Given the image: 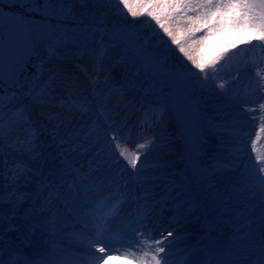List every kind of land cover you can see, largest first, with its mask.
Returning a JSON list of instances; mask_svg holds the SVG:
<instances>
[{"label":"snow or ice","instance_id":"obj_1","mask_svg":"<svg viewBox=\"0 0 264 264\" xmlns=\"http://www.w3.org/2000/svg\"><path fill=\"white\" fill-rule=\"evenodd\" d=\"M100 3L101 0H0V158L4 155L6 127L14 136L9 141L10 149L33 160L43 158L40 149L45 140L50 139L56 147L55 158L61 160L64 175L51 180L43 178L41 181L42 189L46 188L48 194L39 210L49 215L39 227L55 243L62 217L75 213L82 224L78 238L86 249L84 258L74 261L56 260L52 264H108L110 259L115 258L110 255L109 245L103 239L104 233L112 231L108 216L114 209L107 213L98 212L97 209L106 202L93 204L88 201L91 182L83 184L85 177L74 169L71 173L73 180L70 183L65 180V175L68 174L67 154L82 150L85 140L92 134L115 144L120 160L132 170L128 176L142 192L138 197L143 201L139 205L140 210L135 216L128 215L122 221L127 230L122 234V239L127 243L122 246H136L123 257L129 264H264V157L261 156L256 158V163L261 166L258 175L254 176L261 196L259 217L241 214L237 234L231 242H210L199 250L182 249L180 251L183 255L173 261V246L182 239L177 229L164 228L162 231L167 235L158 236L153 232L150 227L153 208L155 203H159L152 199L154 188L160 187L169 194L168 198H172V192L177 189L186 190L187 184L182 177L177 179L180 173L163 171L168 167L166 162L146 164L141 160L139 151L130 152L122 147L124 141L121 122L129 109L142 112L150 110L153 112L152 127L159 128L165 122L167 105L149 101L147 95H163L165 86L170 90L177 89L176 111L182 119L179 103L182 82L169 71L166 60L152 58L135 41L118 39L121 29L113 28L109 33L107 26L102 27L104 19L98 14ZM119 4L133 19L147 17L154 23L162 33L161 39L166 38L165 44L170 42L191 68L179 63L188 72L191 73L194 69L200 74L197 78L200 87L207 86V81L213 78L210 73L225 51L221 50L220 55L215 58H205L201 46L206 40L227 31L240 34L239 44H250L253 41L264 43V0H139L135 7L129 0H119ZM77 6L80 10L78 14L73 11ZM69 20L73 22L72 25L67 23ZM197 33L203 35L194 40ZM68 44L75 46L81 54L93 53L98 71H104L103 57L107 49H117L116 64L122 67L123 83L119 87L115 83H109L113 77L111 73L106 74L103 81L104 98L101 100L97 93L99 76L94 79L90 94L65 83L58 73L50 72L45 79V59L39 57L41 45L46 46L47 58L51 59ZM232 47H236V44ZM34 55L39 63H32L31 57ZM30 64L36 71L24 76L23 73ZM201 78L203 83L200 82ZM145 80L151 82V87L144 90L146 95L143 101H129L128 88L137 84L142 88ZM220 87L223 88V85ZM58 89L62 90L60 95H57ZM113 99L116 101L115 107H109V102ZM261 107L264 108V105ZM80 120H83V124L77 127L74 122ZM17 127L23 129V136L15 134ZM81 136L83 139L77 142V138ZM109 137L110 141L107 139ZM186 144L188 158L191 160L198 141L189 135ZM155 147V136L139 144L140 150ZM160 147L163 149L166 145L161 143ZM253 150L255 151V142ZM10 171L12 175L9 179L13 183H27L34 175L32 169L21 162H16ZM50 175L56 176L57 173L50 172ZM76 177L80 178L79 187ZM246 190L250 196L256 194L252 188ZM69 194L70 200L66 199ZM12 195H16L17 200L24 198V194ZM2 200L3 196L0 195V201ZM57 200L63 202V209L57 207ZM84 201L88 203L85 204ZM185 204L192 205L194 201L191 198L181 200L174 206L181 208ZM187 211H191V208ZM172 219L177 221L178 218L174 216ZM2 222L3 216H0V223ZM205 223L210 230L215 227V221L206 219ZM160 231L157 229V232ZM133 236H136L135 240L132 239ZM145 240L152 243L145 244ZM137 249L142 255H135ZM194 251L203 252L204 258L194 259ZM20 258L13 253L8 264H17ZM0 264H5L2 247ZM23 264H48V261L26 258Z\"/></svg>","mask_w":264,"mask_h":264},{"label":"rangeland","instance_id":"obj_2","mask_svg":"<svg viewBox=\"0 0 264 264\" xmlns=\"http://www.w3.org/2000/svg\"><path fill=\"white\" fill-rule=\"evenodd\" d=\"M129 2L135 7L139 3V0H129ZM5 8H7V5H5ZM73 11L78 14L80 11L79 6L74 8ZM98 14L104 19V25L101 26H107L109 33H111L113 28L121 29L117 37L118 39L135 41L139 45H142L152 58L166 60L169 71L173 75L178 76L182 82V89L179 90L182 119L176 111L177 89L170 90L169 87L165 86L163 88V95L158 93L147 95L149 101H157L161 105H167L166 119L154 135L156 138V147L152 151L157 152L161 148L160 144L165 143V138L170 132V130H167L166 125L170 123L172 127L171 131L175 134L178 143L177 164L179 165V169L176 167L175 172L180 173V177H177V179L182 177L187 184L186 190L178 189V193H180L179 199L188 200L191 198L194 204H185L187 206L196 208L202 205L204 222L201 223L199 229L195 230L201 234L199 244L201 248H204L210 242L228 244L230 242L228 238H232L234 229H236L234 227L235 222L232 221L229 210L234 212L235 208L243 209L247 207L245 204L246 200L253 199L246 188L253 189V185L257 183L254 176L258 175V169L261 165L256 163V158L257 156L264 157V108L261 107V105H264V87H261V85H264V79H262L264 77V43L253 41L250 44H239L238 41L241 39L240 34H233L227 31L214 35L206 40L201 46L205 58H215L220 55L221 50L225 51L218 64L214 66V71L210 73L213 78L207 81V86L200 87L197 83V78L200 77V74L194 69L191 73L188 72L179 63L182 62L183 65H187V68H191V65L175 51L170 45V42L165 44L166 38L161 39L162 33H160L159 29L150 19L147 17L133 19L127 10L119 4V0H101ZM67 23L69 25L73 24L71 20L67 21ZM202 35L203 33H197L193 39H199ZM105 39H108V36H105ZM233 44H236V47H232ZM39 57L45 59L43 69V77L45 79L48 78L50 72L57 73L59 65L64 66L65 69L69 68L65 65V62L68 61L72 62L76 69L80 66L83 68L81 78L82 81L84 80V85L88 89V92L92 91L93 81L99 76L100 82L97 84V93L101 100L104 98L105 89L103 81L106 74H112L113 79L109 83H115L117 87L123 83L121 76L122 67L116 64L118 57L117 49H107L103 57L104 71H98L96 67L97 60L93 53L81 54L71 44L62 47L51 59L47 58L46 46L41 45ZM31 60L33 64L39 63L35 55L31 57ZM35 71L36 69L30 64L23 75L27 76ZM69 75L66 76L65 80L63 76H59L65 83L72 84L71 81L76 77V73L70 71ZM246 77L248 78L244 82L247 84V87L239 85L238 88L236 80L240 78L245 79ZM200 82L203 83L202 78ZM220 85H223V88ZM150 87L151 82L147 80L143 81L142 88L139 87V84L130 86L127 92V99L129 101L142 102L146 95L144 90ZM225 89L232 90L231 92L234 94L235 92L238 93V89H245L243 93L249 91L251 98H249L248 103H250L248 106L250 107L251 115L254 116L255 127L253 133L246 139L245 149L248 152L244 159L245 163L242 165L243 168H241L243 172L242 176H240L238 181H232V184L228 188L219 186L212 187L210 181L211 176L209 175H202L205 178L203 181L200 178L202 167L197 162L202 139V122L205 117L202 110L212 94L222 91L226 95ZM79 90L82 92L81 89ZM61 92L62 90L58 89L57 95H60ZM226 97L232 102L230 95H226ZM111 101L116 104L114 99ZM5 103L7 104V99ZM136 114H139V116L141 114L144 123H149L153 120V112L150 110L142 112L138 109H129L126 116L134 117ZM141 127L145 128L144 125L139 126L137 128L138 131ZM165 131L167 133H164ZM15 134L23 136V129L17 127ZM189 135L192 139L198 141L196 150L192 152L191 160L188 158L189 154L186 144ZM154 136H150V139ZM13 139V134L6 127L4 155L0 158V195L3 196V200L0 201V216H3V222L0 223V247L3 248V259L9 262L10 256L13 253L21 257L18 259L17 264H23V260L26 258L46 260L48 264H52L56 260L74 261L83 259V253H77L66 247H61V249L55 252L51 250L48 252L47 245L49 242L46 235L48 233L42 232L39 227L46 219L45 212L39 209L42 205V198L48 194L46 188L42 189L41 181L43 178L51 180L57 179L59 175H64L61 160L55 158L57 152L56 147L51 143L50 139H46L40 149L43 153V158L33 160L18 151L10 149L9 141ZM80 139H83V136L78 137L77 142ZM254 142L255 151L253 150ZM90 151L91 149L84 142L82 150L67 154L68 174L65 175V180L69 183L73 180L74 177L71 173L74 169L85 177L82 181L83 184H90L91 182L92 187L87 194L88 201L95 204L94 200L98 198V202H106V204L102 205L103 207L107 206L109 210L114 209L108 216L112 231L104 233L103 239L112 248L118 249L117 253L119 251H123L124 253L132 252L133 248L136 247L135 245L133 247H121L118 242L120 239H116L118 233L127 231L122 222L123 218L130 215L122 211L125 209L122 203L126 204V201L122 197L121 199L116 197L115 188L113 187L99 188L97 183L98 179L94 173L93 155L90 154L92 153ZM120 161L123 162L122 160ZM16 162L25 163L32 169L34 175L29 178L27 183L23 181L13 183L9 179L12 175L10 170L14 168ZM150 163L153 164V161ZM125 165L122 166V169L127 167ZM50 172H56L57 175H50ZM75 179L78 182L77 187H79L80 178L76 177ZM12 193L24 194L23 200H17L16 195H12ZM66 199L70 200L71 194ZM88 201H84V203L87 204ZM108 208H105V213L109 212ZM121 213L123 214L121 215ZM206 219L215 221V227L211 230L206 226ZM50 242L53 243L52 241ZM124 242L127 243L126 240H123ZM143 243H152V241L145 240ZM96 255L99 256L98 253ZM135 255L140 256L142 252L137 249Z\"/></svg>","mask_w":264,"mask_h":264},{"label":"bare ground","instance_id":"obj_3","mask_svg":"<svg viewBox=\"0 0 264 264\" xmlns=\"http://www.w3.org/2000/svg\"><path fill=\"white\" fill-rule=\"evenodd\" d=\"M68 62H65V65L69 68L66 67L67 69H65L64 66L62 67V65H59L57 73L63 76V79L65 80L66 76H70V71L73 73L75 72L76 77L72 79V84L75 85L77 89H81L82 92L90 94L91 91H87L88 89L85 88L84 80L82 81L81 78L83 68L80 66L76 69L72 62ZM248 77L236 80L238 88L239 85L247 87V84L244 81ZM244 90L245 89H238V93L235 92L234 94L231 92L232 90L225 89L224 91L226 92V95H230L232 102L227 99L228 97H226L222 91L212 94L202 110L205 117L202 122V139L200 142L201 146L197 162L202 167L200 171V178L204 181L205 178L202 175L211 176L210 181L212 187L219 186L228 188V186L232 184V181H238L243 173L241 168H243L242 165L245 163L244 159L248 152L245 149L246 139H248V137L253 133L255 128L254 116L251 115L250 107L248 106L251 94L249 91L243 93ZM109 107H115V103L112 101L109 102ZM142 119L143 117L141 114L140 116L139 114H136L134 117L125 115L121 122V135L124 141L121 146L127 148L130 152L139 151L141 153V160L146 164H152L150 163L152 161L153 163L166 162L168 167L163 169V171L175 172V168L179 167L177 164L178 143L175 134L171 131L172 127L170 123L166 125L167 130H170L168 135L166 134L167 136L165 138L164 144L166 147L163 149L159 148L157 152H154L152 149H139L140 143H144L146 140L150 139V136L152 137L158 132V128L152 127V122L144 123ZM82 122L83 120L74 123L80 125ZM143 125L145 128L141 127L142 129L140 128L138 131L137 128ZM164 133H167V131ZM107 139L110 141V137ZM85 142L86 145L89 146V149H91L90 152L92 153L90 154L93 155L92 161L95 167L94 173L95 176H97L99 188H115L116 197L118 199H121L122 197L126 201V204L122 203L123 207H125V209L122 210L123 213L126 212L127 215L130 214L131 216H135L140 210L139 205L143 203L142 200L138 199L142 192L137 183L128 176L132 170L126 167V171H121L122 166L125 165V163L120 161L118 152L115 151V144L105 142V139L97 138L95 134L89 136ZM118 160L120 161L119 164H117ZM253 191H255L256 194L252 196L253 199L246 200L245 204L247 207L243 209L235 208L234 212L229 210L232 221L235 222L234 227H236V229H234L233 236L231 235L233 239L237 234L239 221L242 218L241 214H247L255 218L259 217L261 211V196L258 191V187H256V183L253 185ZM177 193L178 189L171 193V200L174 201V205L181 201V199H179L180 196ZM168 196V193L162 191L160 187H156L153 190L152 199L154 202L158 201L160 203L164 198H168ZM43 199L44 197L42 198V203ZM55 203L58 208L63 209L64 204L62 201L57 200ZM159 203L154 204L152 213L153 218L150 225L152 230H154L158 236L167 235V233L162 230L174 225L173 227L177 229L178 234L182 237V239L175 242L173 246L174 255L171 259L176 261L180 255H183L180 251L182 249H201L199 244L201 234L195 230L199 229L201 223L204 222V218L202 217V205L196 208L187 205H183L181 208H176L174 206V210L176 211L175 215L178 219L177 221H173L172 217L175 215L169 217V210L159 211V209H157ZM134 206H136V208H134ZM188 208H191V211H187ZM123 213H121V215ZM45 215L47 218L49 214L45 212ZM81 228L82 224L75 213H69L65 217H62L58 225L59 231L55 237V243H51L50 241L52 240L50 239L49 234H46L49 242L47 245L49 250L48 252H50V250L55 252L56 250L61 249V247H66L77 253H83V255H85V246L78 238V233ZM157 229H160L161 231L157 232ZM123 233V231L118 233L116 237V239H120L118 242L121 247H125L122 246V244H126L125 242L123 243ZM135 238V236L132 237L133 240H135ZM233 239L231 238L230 240L232 241ZM109 248L110 255L115 258H119L110 259L108 264H129L128 260L123 258L126 253L123 251H119L117 253L118 249L112 248L111 245H109ZM193 258L201 260L204 258V254L200 251H194ZM3 260L5 264H8L7 260Z\"/></svg>","mask_w":264,"mask_h":264}]
</instances>
